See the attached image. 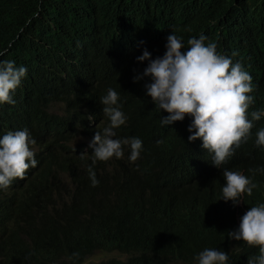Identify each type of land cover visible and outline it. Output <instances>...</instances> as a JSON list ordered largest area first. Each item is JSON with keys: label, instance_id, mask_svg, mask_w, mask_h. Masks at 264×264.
<instances>
[{"label": "trees", "instance_id": "1", "mask_svg": "<svg viewBox=\"0 0 264 264\" xmlns=\"http://www.w3.org/2000/svg\"><path fill=\"white\" fill-rule=\"evenodd\" d=\"M173 32L185 49L204 34L240 62L253 78L248 118L264 110V0H107V89L127 118L113 138L143 142L135 162L126 145L123 158L107 160V254H115L107 264H198L206 248L227 252V264H249L258 247L228 232L264 203V172L250 171L264 169L255 143L264 116L220 168L202 139L188 140L193 117L162 125L169 113L146 94L151 78L134 77L149 63L137 57L145 49L163 57ZM2 60L27 74L15 104H0V138L27 128L38 164L0 188V264H106L93 260L106 254V161L93 164L89 147L106 126V0H0ZM224 169L257 184L253 195L222 199Z\"/></svg>", "mask_w": 264, "mask_h": 264}, {"label": "clouds", "instance_id": "2", "mask_svg": "<svg viewBox=\"0 0 264 264\" xmlns=\"http://www.w3.org/2000/svg\"><path fill=\"white\" fill-rule=\"evenodd\" d=\"M208 38L200 34L192 37L185 46L177 35L170 34L165 45L163 57L151 58V53L145 49L143 55L137 57L140 62L149 61L142 75L134 77L138 82L144 77H150L151 82L144 85L146 94L160 110L169 115L162 117V125H171L182 121L185 116L194 119L188 131V140L202 139V147L213 154L212 163L217 167L228 160L246 142L254 127L253 121H259L264 116V110L251 112L250 105L255 98L252 76L244 70L240 62L217 52L215 43H207ZM238 55L234 52L233 56ZM27 74V68L17 67L14 61H0V104H15L12 93L21 85ZM118 93L107 89L100 103L103 114L110 123L102 131H96L89 147L93 164L96 161H107L112 157L123 158V146H129L131 162H135L142 150V140L137 137L114 139V129L126 123V116L118 105ZM36 141L30 138L27 128L9 131L0 138V188L7 189L17 178L23 180L26 173L36 168L38 161L31 145ZM159 143V142H158ZM257 146H264V128L256 133ZM86 153L81 154L83 159ZM262 171L264 169H250ZM89 178L93 187L99 181L91 166L88 168ZM223 177L226 184L222 188L225 201L241 202L244 194L253 195L257 184L238 171L224 169ZM228 237L243 241L249 247H258L259 253L249 258V264H264V203L251 206L241 217L239 228L228 232ZM74 253L73 256H78ZM229 255L225 251L206 248L196 257L198 264H227Z\"/></svg>", "mask_w": 264, "mask_h": 264}, {"label": "rangeland", "instance_id": "3", "mask_svg": "<svg viewBox=\"0 0 264 264\" xmlns=\"http://www.w3.org/2000/svg\"><path fill=\"white\" fill-rule=\"evenodd\" d=\"M113 255H115V254H107V258L110 257V256H113ZM103 257L106 258V254H104V253H98V254H96L93 257V260H96L97 262H99V261L102 260Z\"/></svg>", "mask_w": 264, "mask_h": 264}]
</instances>
